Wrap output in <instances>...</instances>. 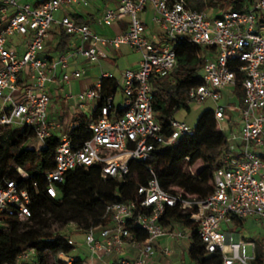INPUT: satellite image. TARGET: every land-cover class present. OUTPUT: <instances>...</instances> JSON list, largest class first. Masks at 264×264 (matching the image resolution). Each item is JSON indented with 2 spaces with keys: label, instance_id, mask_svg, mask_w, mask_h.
Instances as JSON below:
<instances>
[{
  "label": "built area",
  "instance_id": "2783aa9c",
  "mask_svg": "<svg viewBox=\"0 0 264 264\" xmlns=\"http://www.w3.org/2000/svg\"><path fill=\"white\" fill-rule=\"evenodd\" d=\"M241 10L195 11L186 0H0V128H27L35 141L44 146L54 128L47 122L50 97L47 86L53 82L57 68L70 65L75 56L89 65H98L106 57L105 47L118 51L121 47L139 54L137 67L127 68L122 81L110 73L113 88H120L123 103L118 113L114 94L103 96L101 84L76 95L83 109L88 101L102 99L98 117L88 126L90 139L80 147L71 143L67 133L61 135L55 149L53 169L45 176L46 194L55 198V184L61 183L69 171L95 168L101 178L122 181L131 163L142 164L150 177L136 190L133 200L106 207L110 222L102 228H91L85 234L88 259L83 264H104L106 256L120 254L131 247L133 259L119 258L111 264H147L157 256V242H186L190 236L180 222L163 225L168 209L193 210L190 220L197 224V235L205 253H220V264H253L257 259L256 244L244 241L221 226L232 219H258L264 226V0H250ZM150 6L149 10L147 6ZM68 7L87 11L96 7L100 26L111 28L126 22V28L113 37H104L87 24H77ZM150 13V25L142 19ZM60 14V17L57 15ZM63 31L71 37L70 48L55 59L42 56L52 32ZM22 37L19 45L11 39ZM191 44L211 48L201 70V84L189 89L187 103H212L210 109L218 130L226 136L228 153L212 175V192L201 199L187 198L182 192L163 190L155 169V154L179 138L192 135L186 123L173 118L171 133L165 135L156 120L153 104L154 80L170 78L176 67L175 46L178 38ZM84 68L63 74L61 81L69 85L84 75ZM241 75V80L238 79ZM241 81L242 104L224 105L223 93L234 98ZM228 112L240 117L234 125ZM186 157L182 168L189 164ZM21 179L28 178L20 167L12 165ZM196 178V171L186 167ZM37 190V185L34 184ZM31 198L25 188L10 179L0 180V227L6 218L23 222L31 217ZM135 228L146 234L137 240ZM95 232L98 233L95 236ZM75 248V242L68 238ZM250 248V253L247 249ZM74 250V249H73ZM173 254L169 247L160 250L163 257ZM36 250L18 256L19 262L41 264ZM58 260L71 264L72 259L58 255ZM49 263L54 257L48 254ZM108 264V263H105Z\"/></svg>",
  "mask_w": 264,
  "mask_h": 264
},
{
  "label": "trees",
  "instance_id": "16d2710c",
  "mask_svg": "<svg viewBox=\"0 0 264 264\" xmlns=\"http://www.w3.org/2000/svg\"><path fill=\"white\" fill-rule=\"evenodd\" d=\"M246 2L251 1L186 0L189 8L199 12L205 9L238 11ZM72 17L77 24L90 25L94 14H89L86 19L79 15ZM259 21L264 23V18ZM57 37L58 43L54 51L66 52L70 48L71 37L63 31ZM211 50L191 44L186 38H178L175 46L176 67L172 73L173 82L153 81V111L166 136L171 133L169 121L174 113L189 109L187 93L190 88L201 84L200 73L206 62V54ZM238 79L241 80V75H238ZM111 83L109 79H101L103 96L114 94L116 89L110 88ZM235 96L238 100L242 96L241 81L237 83ZM103 103L104 101L99 99V104L89 116L74 117V127L67 135L76 147L90 139L91 131L88 126L97 119ZM32 137L34 132L27 128H0V180L7 178L15 181L20 188L29 192L31 198V217L28 220H3L0 227V264H28L19 262L17 258L32 248L36 250V258L41 264H50L48 254L54 257L52 264H66L58 260L60 254L70 257L71 264H83V258L70 255L74 247L68 244L69 236L61 233V230L70 224L83 233L91 228L106 226L110 222L106 207L113 203L133 200L137 188L145 185L150 175L146 168L138 163L130 164L129 174L122 181L103 179L95 168H76L66 173L61 183L55 184L57 195L51 198L45 192V176L53 169L59 138L50 136L45 139L44 146L37 147L35 141L28 142ZM227 153L226 136L218 130L211 110L206 109L199 116L192 135L179 138L173 145L161 147L155 154L159 185L165 191H180L187 198H204L212 192V175L221 166V160ZM186 157L190 160L186 167L196 171V178L187 173L186 167L182 168ZM12 165L22 168L28 178L21 179ZM34 184L37 185V190ZM192 211L168 209L162 223L167 225L171 220H176L189 232L187 256L192 264H220V253H205L197 235V224L190 220ZM232 222L239 226L243 220L232 219ZM51 223L57 224L60 230L50 231ZM35 230L37 234L32 238ZM132 231L137 240L146 238L144 232L135 228ZM253 264H262V256L258 253Z\"/></svg>",
  "mask_w": 264,
  "mask_h": 264
},
{
  "label": "crops",
  "instance_id": "0c3cea01",
  "mask_svg": "<svg viewBox=\"0 0 264 264\" xmlns=\"http://www.w3.org/2000/svg\"><path fill=\"white\" fill-rule=\"evenodd\" d=\"M97 12H98V9H96V7H92V8H89L87 11L81 10V11L74 12V15H79L80 17H83L86 19L88 18L89 14H94L93 21L91 22L89 26L91 27L93 31H95L96 33L104 37H108V38L113 37L115 34L119 33L120 31L125 30L126 22H120L111 28L100 26L97 22V16L99 15V13ZM141 17L146 22L147 25H150L151 14L149 12L143 13ZM51 35L52 33L50 34V36ZM50 36L48 40L50 39ZM57 36L58 35H56V37ZM48 40H47L46 46L49 43ZM125 48L128 52H132L131 57L129 58V60H127V67L134 69L137 67V64L140 58L139 54L134 51L129 50L127 47ZM104 51L106 53V57L102 58L98 65H89L84 58L80 56H75L73 59L70 60V65L66 69L62 70L59 67L57 68L53 82L47 86V92L50 97V105H49L48 112H47V122L51 127L54 128V131L52 132L51 136L60 138L61 135L68 133L74 127L73 119L76 115H86L85 111L87 108L89 109V115H91L95 107L99 104L98 102L99 99H95L92 101H88L83 109H79L77 106L78 102H77L76 95L80 92H84L89 89L95 88L99 83L101 84L102 74L110 73L113 75V72L111 70V66L113 65V61H112L113 57L111 53L114 52V50L111 47H105ZM45 58L55 59V56L48 55ZM103 61H106V62L103 63ZM78 67L84 68V71H85L84 75L80 79L72 81L69 85L61 81V77L63 74L71 73L75 71ZM117 80L120 82L122 81L121 77ZM110 88L113 89L112 83L110 85ZM115 89L116 90L114 92V96L116 95L118 88H115ZM116 110H121V108L118 109L116 107ZM89 115H86V116H89ZM245 220H248L250 224L255 223L260 228H264V226L260 224L258 219H245ZM245 220H243V223L246 224L247 222H245ZM223 225L221 226V230H222ZM231 225L233 227L235 226L233 222L231 223ZM185 232L188 236H190L189 232L186 229H185ZM234 235L239 238V234L235 233ZM246 241H252L256 244V252L262 256V264H264V250L260 249L261 246L264 247V234H259L258 242L253 241V240H246ZM169 244L173 245L175 250H172L169 247ZM164 247H169L172 250L173 254H175V252L177 253L179 252L181 253V255H184V252H186L188 249V244L186 242L179 243V242H173V241H168V240L158 241L157 249H156L157 256L154 260L152 259L148 260L147 264L159 263L160 258H161L160 250ZM247 251L248 253H250L251 251L250 248H248ZM135 256H136V252L131 247H128L125 250V252H122L120 254H111L109 256H106L104 259V264L105 263L111 264L119 258L133 259ZM95 264H102V263L98 261Z\"/></svg>",
  "mask_w": 264,
  "mask_h": 264
},
{
  "label": "rangeland",
  "instance_id": "374dc122",
  "mask_svg": "<svg viewBox=\"0 0 264 264\" xmlns=\"http://www.w3.org/2000/svg\"><path fill=\"white\" fill-rule=\"evenodd\" d=\"M30 1V0H29ZM150 6H147V9L149 10ZM65 11L67 12H73V11H80L78 8H73V7H68L67 9H65ZM57 17H60V14L57 15ZM52 35L54 37H56V35L54 34V32H52ZM50 36V39L48 40V45L45 47L42 56L46 57V56H56L57 57V52L54 51L56 44L58 43V37L54 38L53 36ZM22 37L21 36H16L13 37L11 39V43L13 45H19L22 42ZM112 55V61H113V65L111 66V70L113 72V77L114 79H119L123 73L124 70H126L127 67V60H129V58L132 55V52H128L126 50L125 47H121L120 50L118 51H114L111 53ZM106 61H103V63H105ZM161 81L165 82V83H170L171 80L170 78H164V79H160ZM228 93H223V97L221 100V103L224 105H241L242 104V96L241 98L238 100L236 97L234 98H229ZM99 102V101H98ZM123 103V97H122V93L120 88H118L117 93L115 95V106L119 109L121 108ZM189 109H181L177 112L174 113V115L172 116V118L176 121L179 122H183L186 123L191 129L196 128L197 126V120L199 118V116L201 115V113L206 110V109H211L212 108V103L211 102H206L203 103L202 105H196V104H189ZM86 115H89V109L87 108L85 111ZM229 117L231 118V122L234 125H239L241 120L239 115L235 114V113H231L228 112ZM36 146H40L38 143H36ZM199 166V165H198ZM245 222H247L246 224L243 223V225H239V226H232L231 223L230 224H225L222 227V232H229L231 234H239V238L243 239V240H253V241H257L258 242V237L259 234H264V228H260L259 226H257L255 223L250 224V222H248V220H245ZM59 226L55 223H51L50 225V231H58ZM61 233L63 234H67L70 239H72L76 246L74 248V250L70 253V255L72 257H81L83 259H88V251L87 248L85 246V234L81 231H79V229H77L73 224H70L66 227H64L61 230ZM37 234V231L35 230V232L32 235V238H34ZM98 233L95 232V236H97ZM172 244V243H171ZM169 244V247L172 250H175V248L173 247V245ZM261 250H264V247H260ZM157 264H192L191 261L189 260L188 256H187V251L184 252V255H181V253H177L175 252V254H173L171 257H163L161 256L159 263Z\"/></svg>",
  "mask_w": 264,
  "mask_h": 264
}]
</instances>
